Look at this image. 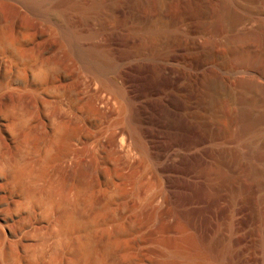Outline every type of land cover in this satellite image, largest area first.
Returning <instances> with one entry per match:
<instances>
[{"label": "rangeland", "instance_id": "1", "mask_svg": "<svg viewBox=\"0 0 264 264\" xmlns=\"http://www.w3.org/2000/svg\"><path fill=\"white\" fill-rule=\"evenodd\" d=\"M75 2L0 0V167L20 171L14 180L0 173V264H213L198 239L215 222L223 232L236 226L230 264H264V0L118 1L156 6L169 38L214 41L222 51L197 72L216 62L227 70L220 102L230 113L214 119L221 135L198 130L195 120H209L205 104L198 113L188 107L192 119L166 98L149 156L131 134L111 71L104 79L86 70L67 33L82 48L107 50L113 76L135 90L149 83V61L127 59L123 31L111 23L107 42L89 37L93 16ZM182 6L205 15L203 33L197 20L181 18ZM173 50L167 72L183 83ZM224 150L236 158L226 165Z\"/></svg>", "mask_w": 264, "mask_h": 264}, {"label": "bare ground", "instance_id": "2", "mask_svg": "<svg viewBox=\"0 0 264 264\" xmlns=\"http://www.w3.org/2000/svg\"><path fill=\"white\" fill-rule=\"evenodd\" d=\"M118 1L119 0H79V1L77 0V2H75L72 6H77L79 10L82 12V14H87V15L90 14L93 16L94 25L93 27L91 26L92 27L91 33L89 34L90 36L88 35L91 38L99 37L98 39H101L103 40V42H105L107 40L105 38V34L107 32V26L111 23L110 25L113 26V28L120 27V29L123 31L124 42L128 49L127 50L128 52L126 55L127 59L131 57L136 60H144V61L148 60L149 61L148 63L149 71L147 72V74L144 73L145 77L149 81L148 85L146 84V86H143L137 90H135L131 85L126 86L123 80L119 79L120 78L119 74L117 78L113 76L115 75V70H116L115 65L116 64L111 59V55L109 52H107V50L98 51L94 48H86V49L82 48L80 46L81 44L79 45L78 36L70 32L67 33V36H68L67 38L69 40L68 43H70L71 45L69 47L70 48L72 47V50H74L75 53L78 55V57L82 60L86 70L88 69L89 71L94 73L97 77L99 76L100 78V76H102L104 77V79H105V75L107 74V72L109 70L111 71L112 74L110 75V77H108V80L110 83H112L115 86L116 90L118 91V93L121 95V98H123L125 102V105H124L126 107L125 116L127 115V121H128L130 130H131V134L133 135L134 139L136 140V142L138 143L142 151L145 152V154H148V156L152 152V147L154 145L152 146V140L150 139L152 138V136H154L152 135L154 128L159 127L161 121L163 120V116H162L163 111L160 105L164 101H167L166 98H169V99L174 98L175 100H179L181 103V107L179 109L177 108V110H179L178 112H181V115L189 117V118H192V116L191 114L188 115L186 110L188 109L189 106H191V104L193 105V108L195 107L196 109L195 113L199 112L198 110H199V106L201 105V103L205 104L206 106H204V110L207 111L206 113H207L209 120H205L204 122L195 120L198 130H201V132L203 131L207 133V135L205 134L206 137L207 136L215 137V136L221 135V132H223L221 128L222 125H218L219 122L218 123L214 122V119H216L215 117L216 113L217 114L222 113V115L226 117L229 116V113H230L228 112L230 108H228L229 110H227V107L220 102V97L223 95L221 93L223 92V90H225V89L222 90V87L225 84L226 79H227V75H226L227 70L225 71V68L217 64V62L213 67H210L207 70H204L202 72H197L195 68L199 66L198 65L199 63L204 62L206 60L214 61V58L217 55H219V53L222 50L219 51L218 48H216L215 46V42L212 40L203 45V43H201L200 40H198L194 36H191L190 33H185L181 36L173 35L171 36V38H169L167 36L168 35L167 27L170 26V23H169V26L166 25L165 21L167 19L164 21V23L161 22L162 19L160 20L158 16V14L160 13L158 12V9L156 6H152V7L151 6L144 7V6H138V5L129 6L130 5L129 4L127 7H124L121 5L119 6ZM67 5L69 4L67 3ZM31 7H32L30 8L31 10L39 11V12L41 11V6H31ZM191 9L188 8V6H182V14L180 13L181 18L184 20L186 18H191V20L192 19L197 20L199 24L197 23L198 24L197 27L196 26H193V27H196V30H197L196 34H201L207 29V26H206L207 22H206L205 15L202 14L200 11L197 12V10L199 9L197 10H195L196 8L194 10L193 9L191 10ZM217 12L218 11H212V13L215 15L217 14ZM165 17L166 16H164V19ZM217 23L218 22L216 21L215 22L212 21L210 23L211 29H217V25H218ZM111 26L110 28H108V30L111 29ZM193 29L194 28H192L191 30ZM194 32L195 31H193V33ZM108 35H110V33ZM102 44H105V43H102ZM107 45L108 44H106V46ZM123 48H125V46ZM170 48H174L175 50L173 51L180 53L181 62L183 64V79H185V82H183L182 80L183 83L178 82L174 74H172L171 72H167L168 70L166 68L167 66L165 65V62L170 57V53H169ZM115 49H117V47ZM112 53H115V52H112ZM119 57L120 56H118V58ZM38 76L41 78H38L37 81H40L39 79L42 80L43 75L41 74L40 76L39 74ZM190 92L195 93L194 95L195 98L193 101L191 100V102L189 99ZM152 99L155 100V101L153 100L154 103L151 102ZM191 110H192V107H191ZM193 118H197V116L193 115ZM143 124L149 126L151 130L146 131L144 129ZM155 147L157 146L155 145ZM226 152L225 150L222 151V159L224 160L225 165L227 164V161H231L232 158H234L232 154H229ZM15 163L12 164L14 165V167H15ZM220 164H223V163H221L220 161ZM0 165H1V162H0ZM5 166H7V164ZM5 166L2 164L1 166L2 169L0 167L1 169L0 173H3L2 170H4V173L9 177V180H14L15 178H17L18 174L20 175L19 170H17L18 174L15 171L16 168L18 167L12 168L13 166H10L8 168ZM230 166H233V165H230ZM22 169H23V165H22ZM24 171L22 172V174L24 173ZM27 173L28 171L26 172V174ZM19 178L21 177L19 176ZM236 180H239V179L237 178ZM16 181H19V180H16ZM242 182L243 183L240 184V187L245 192H247L248 185L246 186L247 183L245 182L246 183L245 184L244 180ZM22 183L24 182L22 181ZM31 197L33 196L31 195ZM233 225L234 224L229 223L227 227V232H223V230L221 229L222 227H220V225L217 222H215L210 227V229L207 230V232L205 233L204 231L202 232L204 235H201V236L199 235L198 244L200 248L206 253V255L210 257L213 264H230L234 256L237 254L238 249L235 246V243L232 239L233 237L232 233L235 230V228L233 230V227L235 226Z\"/></svg>", "mask_w": 264, "mask_h": 264}]
</instances>
